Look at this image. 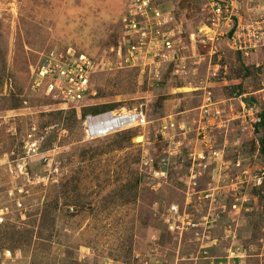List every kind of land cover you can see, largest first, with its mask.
<instances>
[{
	"label": "rangeland",
	"instance_id": "374dc122",
	"mask_svg": "<svg viewBox=\"0 0 264 264\" xmlns=\"http://www.w3.org/2000/svg\"><path fill=\"white\" fill-rule=\"evenodd\" d=\"M155 1L172 12L179 42L168 59L150 48L125 63L133 0H0V264H199L230 225L204 228L203 218L232 220L222 208L238 197L254 204L237 219L259 247L235 238L214 264L263 259L264 53L232 50V31L192 42L205 0ZM239 15L229 28L264 21V0H242ZM64 50L99 63L81 106L48 81L33 86L43 56ZM207 92L221 117L200 123ZM123 109L143 110L149 124L86 140L83 115ZM173 205L200 227L183 229Z\"/></svg>",
	"mask_w": 264,
	"mask_h": 264
},
{
	"label": "built area",
	"instance_id": "2783aa9c",
	"mask_svg": "<svg viewBox=\"0 0 264 264\" xmlns=\"http://www.w3.org/2000/svg\"><path fill=\"white\" fill-rule=\"evenodd\" d=\"M133 7L123 20V32H125L124 48H127L128 60L125 63L132 62L142 53V49H153L155 57L168 59L174 51L179 31L173 26L174 17L171 11L162 10L156 7L155 0H133ZM242 0H205L204 11L207 14V22L199 27L198 33L190 34L192 42L196 41V35H201L208 39H213L211 33L220 36L232 31L231 47L232 50L248 56L250 53L262 51L264 53V21L255 20L251 23L242 24L241 21L236 28H229L232 18H239V7ZM219 24V27L216 26ZM224 28H229L228 32H224ZM221 30V31H219ZM234 31V32H233ZM127 35V36H126ZM215 38V36H214ZM122 39V38H121ZM179 42V41H177ZM122 43L119 42V46ZM118 48L117 55L121 53ZM156 49V50H155ZM120 59V58H119ZM122 62H120L121 64ZM95 59L87 53L76 52L72 54L69 51L51 52L43 56L41 63L34 70V87H42L43 82L48 81V91L57 94L58 97L69 102L76 103L81 106L85 102L87 95L94 94L92 92V80L98 70ZM251 108V107H250ZM253 109V108H252ZM254 110V109H253ZM200 123L204 120H212L220 118L221 111L215 109V103L212 101L211 92H207L204 104L200 107ZM83 126L85 138L87 141L109 136L113 133L123 132L132 127L143 128L149 124L147 115L143 110L135 109L127 110H107L94 114L83 115ZM258 121H261L259 118ZM175 124L171 123L169 127L174 128ZM215 153V157H216ZM201 160L205 157L200 156ZM202 164V163H201ZM199 164V165H201ZM241 162L236 163V167H240ZM228 169V168H227ZM246 174V172H244ZM221 177V175H220ZM256 185H261L264 179V172L256 176ZM223 183H219L214 189L221 191ZM211 196V194L209 195ZM209 196H205L208 198ZM18 205L21 206L19 203ZM236 205L232 208L236 209ZM174 213L173 220L178 221L180 218L184 220L183 229H193L200 227V224L194 222L190 218V213L182 212L177 205L171 206ZM0 214V223L5 221V212L2 210ZM7 213V212H6ZM204 228L213 225L214 219L210 225L207 218L204 217ZM212 227V226H211ZM179 228L176 223L170 226V230ZM8 256L10 251L6 252Z\"/></svg>",
	"mask_w": 264,
	"mask_h": 264
},
{
	"label": "crops",
	"instance_id": "0c3cea01",
	"mask_svg": "<svg viewBox=\"0 0 264 264\" xmlns=\"http://www.w3.org/2000/svg\"><path fill=\"white\" fill-rule=\"evenodd\" d=\"M215 109L216 110H220L218 107L215 106ZM251 200V199H250ZM248 199L246 200L245 198L241 199V198H236V201H233L231 203L230 206H224V208H222L225 212H227V214L230 216V218L232 220H230L229 218H226L224 217L223 219V216H220L217 218L215 217L214 219V222L217 223V226H222L223 225V221H226L228 222L230 225L226 228V232L227 234L225 235L226 238L225 241H226V244L223 243V241H220L219 239H217L216 237H214L213 239L211 240H208L205 245L207 246V249H212V247L214 248L215 246H218L219 243L222 247L218 246V247H215L214 250H210L209 252V255H202V257L199 259V264H214L216 262V258H218L219 256L220 257H223V256H226V252L228 251V249L230 248V244L233 242V243H236V240L235 238L238 240V243L241 242L242 244H246L248 245L249 247H251V249H253L254 247H259L255 244H253L252 242V234L247 230V228L245 226H243L245 224V222L243 221V219L240 217V219L238 220L237 219V216L238 214H240L239 212H241L242 210V214L244 215V220L246 221L247 218L249 217L248 216V213L254 209L253 205L254 204H249L248 203ZM248 203V204H247ZM247 204V205H246ZM233 205H236V209H233L232 206ZM232 208V209H231ZM223 211V212H224ZM226 218V219H225ZM236 223V224H235ZM225 224V223H224ZM214 225V224H213ZM212 225V226H213ZM233 225H235L233 227ZM216 227V225H215ZM228 237H229V240H228ZM204 238H206V236H204ZM217 241H219V243L217 244ZM259 241H263L264 242V235L262 238H260ZM230 242V244H229ZM206 249V250H207ZM217 251V255H214L213 253ZM230 252V251H229ZM208 253V252H207ZM258 257V256H257ZM260 258H263V259H259L256 263L254 264H264V248L262 249V254L260 255ZM218 261V260H217ZM237 261V260H235ZM254 261V260H253ZM238 263L240 264H248V261H238Z\"/></svg>",
	"mask_w": 264,
	"mask_h": 264
},
{
	"label": "trees",
	"instance_id": "16d2710c",
	"mask_svg": "<svg viewBox=\"0 0 264 264\" xmlns=\"http://www.w3.org/2000/svg\"><path fill=\"white\" fill-rule=\"evenodd\" d=\"M261 123V122H260ZM212 226V225H211ZM211 226H209V227H211Z\"/></svg>",
	"mask_w": 264,
	"mask_h": 264
}]
</instances>
